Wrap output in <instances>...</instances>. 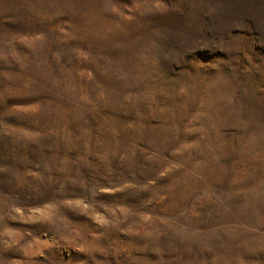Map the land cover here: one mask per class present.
<instances>
[{
	"label": "rangeland",
	"instance_id": "1",
	"mask_svg": "<svg viewBox=\"0 0 264 264\" xmlns=\"http://www.w3.org/2000/svg\"><path fill=\"white\" fill-rule=\"evenodd\" d=\"M0 264H264V0H0Z\"/></svg>",
	"mask_w": 264,
	"mask_h": 264
}]
</instances>
